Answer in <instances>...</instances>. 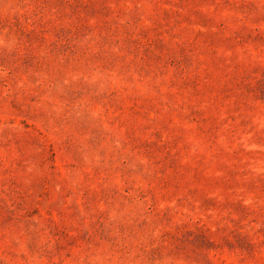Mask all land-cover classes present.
Masks as SVG:
<instances>
[{"label": "rangeland", "instance_id": "obj_1", "mask_svg": "<svg viewBox=\"0 0 264 264\" xmlns=\"http://www.w3.org/2000/svg\"><path fill=\"white\" fill-rule=\"evenodd\" d=\"M0 264H264V0H0Z\"/></svg>", "mask_w": 264, "mask_h": 264}]
</instances>
